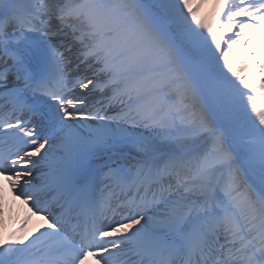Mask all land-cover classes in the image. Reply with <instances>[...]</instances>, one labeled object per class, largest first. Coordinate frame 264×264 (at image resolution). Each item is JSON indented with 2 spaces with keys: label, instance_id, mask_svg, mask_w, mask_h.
<instances>
[{
  "label": "snow or ice",
  "instance_id": "snow-or-ice-1",
  "mask_svg": "<svg viewBox=\"0 0 264 264\" xmlns=\"http://www.w3.org/2000/svg\"><path fill=\"white\" fill-rule=\"evenodd\" d=\"M204 2L0 0V264H264V0Z\"/></svg>",
  "mask_w": 264,
  "mask_h": 264
},
{
  "label": "bare ground",
  "instance_id": "bare-ground-1",
  "mask_svg": "<svg viewBox=\"0 0 264 264\" xmlns=\"http://www.w3.org/2000/svg\"><path fill=\"white\" fill-rule=\"evenodd\" d=\"M216 10H217V0H205L203 7H201L199 12L209 11V14L213 15L216 12ZM227 35L230 34H226V36ZM65 39L70 41L71 38L66 37ZM246 44L247 41L245 40L241 45V47H244ZM254 55H256V60L253 61L252 66H248L246 64L241 65V69H242L241 76L247 77L249 72L255 71L258 73V75L253 78V82L256 83V81H258L261 77H264V72H261L259 68L255 66L258 63V54L254 53ZM239 58H240V54L239 52H236L233 54V56L230 59L235 61ZM256 95H259V93H257ZM110 113L113 114L111 110ZM137 131L143 133L145 130L143 128H138ZM238 165H240V161H238ZM0 207H2V215H0V236H2L4 239V236L8 232L7 225L11 223L13 219L21 218L24 215V213L19 203L16 200L11 202L6 200L3 196L2 191L0 193ZM45 227L46 224L44 223V220L41 217L31 215L30 217L27 218V224L23 225L22 231L19 233V235L22 236L25 239V241H27L31 237H35V235H39L37 229L43 231Z\"/></svg>",
  "mask_w": 264,
  "mask_h": 264
},
{
  "label": "rangeland",
  "instance_id": "rangeland-1",
  "mask_svg": "<svg viewBox=\"0 0 264 264\" xmlns=\"http://www.w3.org/2000/svg\"><path fill=\"white\" fill-rule=\"evenodd\" d=\"M199 18L208 21L209 23L211 22V19L213 17V15L209 14V11L206 12H199L198 13ZM253 84L255 85V83L253 82ZM241 165L243 164V161H240Z\"/></svg>",
  "mask_w": 264,
  "mask_h": 264
}]
</instances>
